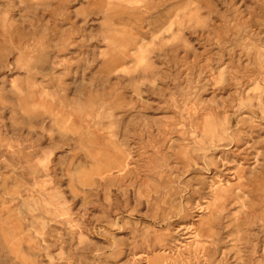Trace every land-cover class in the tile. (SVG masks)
I'll list each match as a JSON object with an SVG mask.
<instances>
[{
    "label": "rangeland",
    "instance_id": "rangeland-1",
    "mask_svg": "<svg viewBox=\"0 0 264 264\" xmlns=\"http://www.w3.org/2000/svg\"><path fill=\"white\" fill-rule=\"evenodd\" d=\"M0 264H264V0H0Z\"/></svg>",
    "mask_w": 264,
    "mask_h": 264
}]
</instances>
